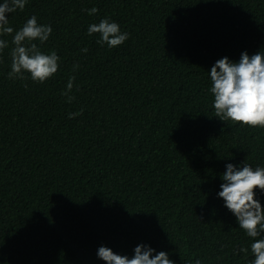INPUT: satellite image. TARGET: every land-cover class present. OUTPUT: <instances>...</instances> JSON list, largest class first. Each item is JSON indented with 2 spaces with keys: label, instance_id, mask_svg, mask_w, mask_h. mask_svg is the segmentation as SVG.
Masks as SVG:
<instances>
[{
  "label": "trees",
  "instance_id": "obj_1",
  "mask_svg": "<svg viewBox=\"0 0 264 264\" xmlns=\"http://www.w3.org/2000/svg\"><path fill=\"white\" fill-rule=\"evenodd\" d=\"M32 15L60 61L44 83L9 79L0 36V264H106L100 246L132 258L139 244L175 264H250L254 240L217 194L228 163L264 167V128L216 117L209 73L264 51V0H28L6 13L14 31ZM104 18L129 33L120 46L88 35Z\"/></svg>",
  "mask_w": 264,
  "mask_h": 264
},
{
  "label": "clouds",
  "instance_id": "obj_2",
  "mask_svg": "<svg viewBox=\"0 0 264 264\" xmlns=\"http://www.w3.org/2000/svg\"><path fill=\"white\" fill-rule=\"evenodd\" d=\"M27 2L28 0H3L0 4V36H11L13 45L8 78H30L33 82L44 83L57 73L60 61L55 51L46 54L40 47L48 41L53 31L51 25L38 23L37 17L32 15L19 30L14 31L6 16V13L23 11ZM87 11L89 15H94L99 9L93 7ZM87 31L88 35L98 33L100 38L97 43L102 46L106 44L109 48L118 47L129 38V33L121 32L119 24L110 22L107 18L91 24ZM8 47L9 42L0 39V53ZM81 51L86 53L88 49ZM78 67V64H74L73 70ZM26 73L30 75L26 76ZM209 74L216 117L222 121L238 123L241 127L264 128V51L251 56L244 51L238 62L225 56L215 62ZM74 81L75 77H70L62 92L69 103L75 99L71 95ZM82 112L83 109L69 113V118L74 119ZM221 179L223 183L218 197L223 199L226 208L234 214L239 228L254 240L250 245L254 256L250 264H264V238L257 239L264 232V207L255 198L257 189L264 193V167L253 168L246 162L240 167L228 163ZM238 251L245 256L249 253V249L243 246ZM154 252V248L139 244L134 248L133 257L129 258L114 253L109 247L100 246L97 256L106 264H175L169 259L167 252L159 251L153 255ZM195 264H201V261L197 259Z\"/></svg>",
  "mask_w": 264,
  "mask_h": 264
}]
</instances>
